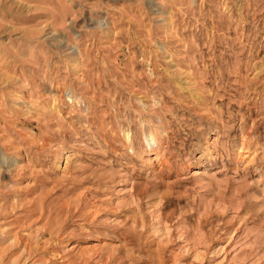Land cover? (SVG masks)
<instances>
[{"label": "rangeland", "instance_id": "1", "mask_svg": "<svg viewBox=\"0 0 264 264\" xmlns=\"http://www.w3.org/2000/svg\"><path fill=\"white\" fill-rule=\"evenodd\" d=\"M0 264H264V0H0Z\"/></svg>", "mask_w": 264, "mask_h": 264}, {"label": "bare ground", "instance_id": "2", "mask_svg": "<svg viewBox=\"0 0 264 264\" xmlns=\"http://www.w3.org/2000/svg\"><path fill=\"white\" fill-rule=\"evenodd\" d=\"M149 141L153 144V143H155V139L153 138V137H150L149 138Z\"/></svg>", "mask_w": 264, "mask_h": 264}]
</instances>
